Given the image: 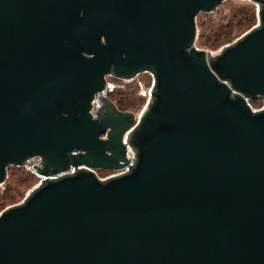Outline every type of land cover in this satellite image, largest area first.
<instances>
[{
    "label": "water",
    "instance_id": "1",
    "mask_svg": "<svg viewBox=\"0 0 264 264\" xmlns=\"http://www.w3.org/2000/svg\"><path fill=\"white\" fill-rule=\"evenodd\" d=\"M226 1L0 0V185L40 179L0 213V264H264V0L198 50ZM144 73L140 114L118 111L106 78Z\"/></svg>",
    "mask_w": 264,
    "mask_h": 264
},
{
    "label": "rangeland",
    "instance_id": "2",
    "mask_svg": "<svg viewBox=\"0 0 264 264\" xmlns=\"http://www.w3.org/2000/svg\"><path fill=\"white\" fill-rule=\"evenodd\" d=\"M251 6L257 11V7L249 2L241 1V0H228L221 4L216 11H214L211 14H200L197 16L196 19V26H197V20H202V22H205L206 24L210 22V20H214L215 22H220V20L223 18V22H226V19L229 18L232 14L237 12L238 10L242 9L243 7ZM257 17V14H256ZM257 26V18L256 23L254 26H252L248 31L244 32L234 40H232L230 43H225L222 45H219L216 48H208V47H202L197 46L196 48L198 50H204L207 53H210L212 55H217L222 50V48L227 47L231 44H233L235 41L240 39L241 36L249 32L251 29ZM198 31V29H197ZM153 79L151 75L144 73L138 75L136 78H134L132 81H121L114 79L112 77L106 78V84L107 88L112 87L113 92H117L120 94L126 95H133L136 98L143 101L141 105L136 107L135 109H131L128 112L133 113L135 116H138L144 106L146 105L148 99H149V92L152 87ZM38 161V160H36ZM32 163V162H31ZM16 174V176L20 177V180H24L25 182L22 183L18 187V195L19 197L16 198L15 201L6 204L5 206L0 207V213L6 210L9 207H13L15 205L21 204L22 201L25 199V197L40 183V179L37 178L31 171L30 166L25 167H8L7 169V178L5 182L0 185V198L4 196L5 189L11 186V175ZM97 174L99 177H105L107 175L113 174V172H106L102 170H98ZM23 177V178H22ZM18 184V183H16Z\"/></svg>",
    "mask_w": 264,
    "mask_h": 264
},
{
    "label": "trees",
    "instance_id": "3",
    "mask_svg": "<svg viewBox=\"0 0 264 264\" xmlns=\"http://www.w3.org/2000/svg\"><path fill=\"white\" fill-rule=\"evenodd\" d=\"M256 18L255 9L251 6H246L227 18L226 22H223V18L218 23L210 20L207 24L202 22V20H197L198 36L196 45L198 47L216 48L219 45L230 43L254 26ZM107 97L120 112H128L143 103L142 100L133 95L124 96L117 92H112ZM249 104L252 108H259L262 102L257 99L250 101ZM11 178V186L9 185L5 189L4 196L0 198V207L15 201L19 197L18 187L25 182L23 179L20 180V177L16 176V174H12Z\"/></svg>",
    "mask_w": 264,
    "mask_h": 264
},
{
    "label": "built area",
    "instance_id": "4",
    "mask_svg": "<svg viewBox=\"0 0 264 264\" xmlns=\"http://www.w3.org/2000/svg\"><path fill=\"white\" fill-rule=\"evenodd\" d=\"M259 100H260V99H259ZM261 102H262L261 107H259V108H252V107H251V108H252L254 111L261 110V109L263 108L264 100H261ZM97 171H98V170H94L93 172L95 173V175L97 176V178L100 179V180H106V179H108V178H110V177H112V176L115 175V173H113V174H111V175H107V176H105V177H99L98 174H97Z\"/></svg>",
    "mask_w": 264,
    "mask_h": 264
},
{
    "label": "flooded vegetation",
    "instance_id": "5",
    "mask_svg": "<svg viewBox=\"0 0 264 264\" xmlns=\"http://www.w3.org/2000/svg\"><path fill=\"white\" fill-rule=\"evenodd\" d=\"M113 92V88L112 87H109V88H107V91H106V93H105V96H106V98L108 99V95L110 94V93H112ZM113 103V102H112ZM114 104V103H113ZM115 106V105H114ZM116 107V106H115ZM95 109H96V106H94V111H95ZM117 109V108H116Z\"/></svg>",
    "mask_w": 264,
    "mask_h": 264
}]
</instances>
